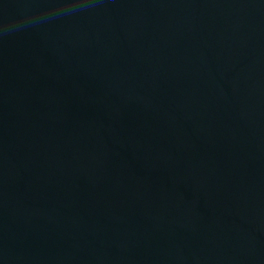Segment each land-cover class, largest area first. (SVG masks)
Masks as SVG:
<instances>
[{"label":"water","instance_id":"water-1","mask_svg":"<svg viewBox=\"0 0 264 264\" xmlns=\"http://www.w3.org/2000/svg\"><path fill=\"white\" fill-rule=\"evenodd\" d=\"M0 264H264V0H0Z\"/></svg>","mask_w":264,"mask_h":264}]
</instances>
